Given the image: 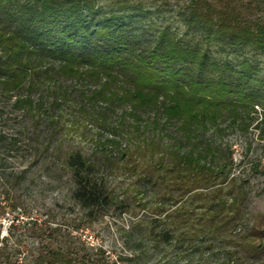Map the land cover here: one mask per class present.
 <instances>
[{
  "label": "trees",
  "instance_id": "obj_1",
  "mask_svg": "<svg viewBox=\"0 0 264 264\" xmlns=\"http://www.w3.org/2000/svg\"><path fill=\"white\" fill-rule=\"evenodd\" d=\"M106 1L0 0L2 109L12 102L31 132L35 162L60 158L88 220L128 212L109 185L120 171L135 178V202L152 193L133 228L152 250L196 264L264 259V227L234 234L243 194L226 141L259 119L264 133V0H166L182 34L144 20L141 2ZM87 125L92 152H63V134ZM16 142L0 133V148ZM70 252L49 248L39 264L81 260Z\"/></svg>",
  "mask_w": 264,
  "mask_h": 264
},
{
  "label": "rangeland",
  "instance_id": "obj_2",
  "mask_svg": "<svg viewBox=\"0 0 264 264\" xmlns=\"http://www.w3.org/2000/svg\"><path fill=\"white\" fill-rule=\"evenodd\" d=\"M133 1L143 4L147 13L144 20L154 23L155 28L171 25L180 34L185 31L184 26L175 22L174 2ZM260 60L264 68V57ZM6 106L3 110L0 104V113L4 112L0 116V133L17 142L12 150L0 148V264H39V257L49 248L72 251L81 259L76 264H96L97 260L108 264H196L191 263V258H177L174 251L163 247L152 250L142 238L145 229H133L140 219L149 216L150 211L143 210L141 205L149 201L152 193L142 188L147 194L138 195L135 202V178L120 171L110 176L109 185L117 200L128 205V212L123 213L115 205L99 213L95 221L88 220L85 211L71 198L73 182L60 158L48 153L35 162L31 132H20L22 119L11 112L12 102ZM259 120H255L248 133L236 132L226 140L232 145L233 172L243 194L241 218L233 224L234 234L264 227V133L261 126L256 127ZM96 132V128L87 125L77 132L64 133L62 151L82 149L91 153ZM226 242L229 244L230 240ZM243 254L241 250L239 257ZM245 264H264V259Z\"/></svg>",
  "mask_w": 264,
  "mask_h": 264
}]
</instances>
